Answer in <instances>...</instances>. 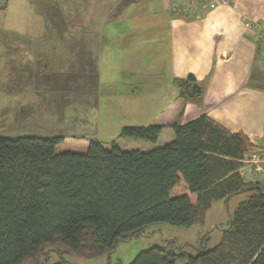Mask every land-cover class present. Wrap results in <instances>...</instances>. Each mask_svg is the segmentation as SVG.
<instances>
[{"label":"trees","instance_id":"obj_1","mask_svg":"<svg viewBox=\"0 0 264 264\" xmlns=\"http://www.w3.org/2000/svg\"><path fill=\"white\" fill-rule=\"evenodd\" d=\"M173 83L182 100L201 103L204 89L192 75ZM169 127L174 139L148 151L92 139L84 152H56L63 136L0 135V264L109 255L151 223L202 224L212 201L244 191L255 194L238 204L214 246L204 238L198 246L163 240L129 264H264V185L238 173L243 156L262 148L204 114ZM162 128L123 126L118 136L155 143ZM180 180L194 203L171 196Z\"/></svg>","mask_w":264,"mask_h":264},{"label":"crops","instance_id":"obj_2","mask_svg":"<svg viewBox=\"0 0 264 264\" xmlns=\"http://www.w3.org/2000/svg\"><path fill=\"white\" fill-rule=\"evenodd\" d=\"M191 1L207 0H6L1 11L11 23L19 28L33 26L37 31L0 37L4 66L19 77L10 92L25 91V77L42 74L45 61L53 59L50 54L59 53L61 43L70 44L74 87H90L108 103L132 101L138 115L132 125H163L155 143L120 137L123 139L115 143L121 150L161 147L174 139L170 124H185L202 114L232 133H243L264 149V67L259 65L262 34L245 25L247 21L264 25V0H230L200 16L170 13L173 3ZM76 12L101 15L94 21L92 14L86 15L84 32L76 35L77 23L70 19ZM61 13H67L66 20H61ZM103 13L113 14L109 18ZM61 26L72 28V34L60 35ZM188 75L203 86L200 104L182 100L173 83ZM27 106L21 102L18 108ZM6 108L9 114H21L17 108ZM240 193L247 195L237 206L255 194ZM181 194H187L192 203L196 200L183 180L171 191V196ZM232 196L219 200L226 203ZM233 213L228 214L223 228ZM202 238L206 242L207 237Z\"/></svg>","mask_w":264,"mask_h":264},{"label":"rangeland","instance_id":"obj_3","mask_svg":"<svg viewBox=\"0 0 264 264\" xmlns=\"http://www.w3.org/2000/svg\"><path fill=\"white\" fill-rule=\"evenodd\" d=\"M3 13L0 10V37L37 32L33 26L16 27L8 19L7 14ZM74 14L70 19L77 23L76 35L83 34L82 26L87 16L92 14L91 19L94 21L101 15L99 12H93L90 15L84 12ZM111 14L113 13H103L107 17ZM65 16L67 13H61V20H66ZM59 31L60 35H64L72 34L73 30L61 26ZM2 48L3 45L0 44V135L13 137L59 135L63 136L64 140L57 145L56 152H84L92 139L100 140L107 146L117 139H123L118 136L121 128L132 125L130 123L138 117L132 101L127 100L125 105L119 104L118 101L108 103L109 100L104 99L99 92H92L90 87L86 89L83 85L78 88L73 86L74 78L71 74L74 70L70 67L73 62L70 59L72 52H69L70 44L65 43L59 45V53L54 51L53 55L50 54L53 59L45 61L47 66L42 70V74L25 77L28 79L26 84L28 87L25 91L19 89V92L11 93L10 89L17 86L19 77L13 73L14 71H9L4 66L5 58ZM75 55H81L80 58H83L81 52L75 51ZM21 102L28 103V108H22L21 111L18 108ZM6 106L17 108L15 111L18 110L21 114L17 116L9 114ZM124 141H127L126 138ZM246 195L247 193L233 195L226 203L220 200L214 201L206 212L202 224L181 227L165 222H155L146 225L143 234L119 242L108 256L85 258L66 254L64 258L72 264H129L139 252L151 246L161 245L163 240L175 239L179 244L198 246L203 236L207 237L205 245L212 247L222 236V229L215 226L223 228L228 220V214L236 210L237 203L245 199ZM54 248L62 250L59 244L54 245ZM177 248L180 249L178 246ZM46 249L49 247H43L41 252H45ZM58 260L59 257L56 254H51L47 264H54ZM32 263L33 261L28 260L20 264Z\"/></svg>","mask_w":264,"mask_h":264},{"label":"built area","instance_id":"obj_4","mask_svg":"<svg viewBox=\"0 0 264 264\" xmlns=\"http://www.w3.org/2000/svg\"><path fill=\"white\" fill-rule=\"evenodd\" d=\"M230 0H207L191 1L186 5L173 3L170 7V13L176 17H185L188 15L200 16L203 12L214 9L220 4H228ZM6 4V0H0V9ZM246 27L262 34L260 41L259 65L264 67V25L258 21H247ZM238 173L245 183L264 185V149L250 152L240 160Z\"/></svg>","mask_w":264,"mask_h":264}]
</instances>
